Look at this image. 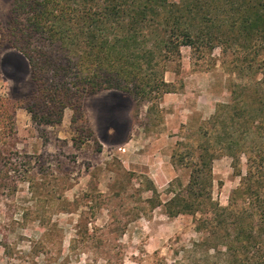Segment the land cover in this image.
Segmentation results:
<instances>
[{
  "label": "rangeland",
  "instance_id": "obj_1",
  "mask_svg": "<svg viewBox=\"0 0 264 264\" xmlns=\"http://www.w3.org/2000/svg\"><path fill=\"white\" fill-rule=\"evenodd\" d=\"M12 6L0 0V27ZM181 50L165 74L173 91L157 105L111 89L86 96L76 112L67 108L57 125L14 111L0 150L22 159L16 171H0V264H205L202 251L192 250L202 238L195 218L153 207L146 186L153 181L165 202L171 181L188 183L198 129L230 99L234 75L221 48L205 57ZM33 90L26 57L0 45V97L19 102ZM213 173L214 199L227 205L241 179L234 159L218 157ZM6 176L15 190L1 187Z\"/></svg>",
  "mask_w": 264,
  "mask_h": 264
},
{
  "label": "trees",
  "instance_id": "obj_2",
  "mask_svg": "<svg viewBox=\"0 0 264 264\" xmlns=\"http://www.w3.org/2000/svg\"><path fill=\"white\" fill-rule=\"evenodd\" d=\"M0 45L26 57L34 84L25 100L0 97L4 138L18 107L38 124L57 125L67 108L76 112L102 90L157 105L173 91L167 64L182 47L199 57L221 48L234 75L230 99L198 129L185 164L188 183L171 181L173 196L165 202L153 181L146 186L153 207L195 218L202 238L192 250L202 251L205 264H264V0H13ZM224 155L241 178L227 205L213 196V163ZM21 159L17 150H0V171H16ZM2 184L17 187L10 176Z\"/></svg>",
  "mask_w": 264,
  "mask_h": 264
}]
</instances>
